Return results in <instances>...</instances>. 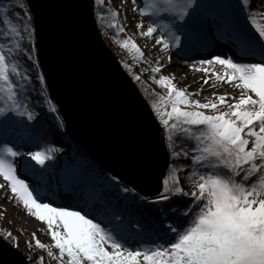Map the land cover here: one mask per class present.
Instances as JSON below:
<instances>
[{
  "label": "snow or ice",
  "instance_id": "1",
  "mask_svg": "<svg viewBox=\"0 0 264 264\" xmlns=\"http://www.w3.org/2000/svg\"><path fill=\"white\" fill-rule=\"evenodd\" d=\"M104 4L105 0H95V5ZM141 4L145 6L132 0L133 11L162 21L141 35L152 38L158 27L162 29L165 35L156 38L155 44L165 55L172 46H181L182 36L185 41L245 47L255 40L260 48L259 62L216 56L200 61L202 67L196 68L205 74L204 85L226 83L239 90V97L214 95L202 103L191 99L195 94L178 88L173 78L162 75L157 79L156 74L162 72L159 64L150 68L153 81L167 90V96L160 98L163 108L151 105L168 155L155 196L140 195L116 176L105 177L102 191L94 189L95 169L84 159L60 177L62 183L80 185L91 193L82 210L41 202L17 172L16 158L23 153L15 145L9 146L6 128L0 136V178L6 183L0 184V189L47 226L58 255L33 233L35 247L46 249L58 264H264V11L259 10L264 4L256 8L251 0H141ZM30 7V0H0V125L21 117L24 126L30 127L27 122L36 119L26 87L35 74L41 86L37 94L43 97L42 104L58 132L63 126L60 110L47 96L37 55L38 25ZM106 11L112 17L119 15L111 8ZM237 13L243 17L244 27L235 24ZM103 18L98 14V19ZM112 26L119 32L125 30ZM117 43L141 63H149L133 39ZM241 50L244 55H256L250 49ZM217 65L223 71L216 70L214 81H210L213 73L205 66ZM133 79L139 81L140 76ZM59 151L55 146L30 151L22 162L24 170L43 169ZM181 173L191 191L182 186ZM183 198L190 200L186 207H181ZM162 204L166 207L161 208ZM144 211L176 215L165 236L152 246L130 248L129 233L139 236L137 230L144 227L133 213ZM10 237L11 232L4 233L5 239ZM15 246L19 247L18 240ZM28 247L31 249L32 241ZM30 264H44V258Z\"/></svg>",
  "mask_w": 264,
  "mask_h": 264
},
{
  "label": "water",
  "instance_id": "2",
  "mask_svg": "<svg viewBox=\"0 0 264 264\" xmlns=\"http://www.w3.org/2000/svg\"><path fill=\"white\" fill-rule=\"evenodd\" d=\"M46 90L65 133L103 171L140 195L160 187L168 155L161 126L103 41L94 0H30ZM0 264H29L0 236Z\"/></svg>",
  "mask_w": 264,
  "mask_h": 264
},
{
  "label": "rangeland",
  "instance_id": "3",
  "mask_svg": "<svg viewBox=\"0 0 264 264\" xmlns=\"http://www.w3.org/2000/svg\"><path fill=\"white\" fill-rule=\"evenodd\" d=\"M110 2L111 5L113 6V9L119 13V15L117 16V25L123 26L125 29L123 32H119V41H123L128 38L133 39L137 43V45L142 49L149 63L145 64L144 66L135 57L134 53H131L127 49L122 48L120 44H119V49L117 46V50L119 52H122V55L126 54V58L123 59L121 55H120L121 57H118L119 55L117 56L111 50V48L109 47L110 44L104 38L103 41L110 48V50L116 55L121 66L123 67L125 72L131 77L132 81L137 85L141 94L147 100L150 106L153 104H159L163 108L164 105L160 98L167 96V90L161 88L152 79L150 68L152 66H156L157 64H159L162 67V72L156 74V78L159 79V77L162 75L173 78V82L178 86V88L182 90H186L190 94H195L191 96V99L193 100H200L203 103L206 102L207 99H212L214 95L219 96L224 94H227L230 98L239 97L240 95L239 90L234 89L233 87L227 85L226 83H220L216 85H214L213 83H209L205 88L199 87L200 84H202V82L197 83V80H191V82L189 83V81H187L186 79V75L189 74V76L193 77L198 74L199 76L205 78V74L201 71H196V68L202 67L199 63L200 61L187 62L188 60L187 58L183 62L181 60L176 59V56H174V54L178 53L180 49L183 50L189 47V44L184 42V37L183 36L181 37V41L184 42L183 49L181 48V46L179 48L172 46L170 51L167 53V55H165V53L161 50V46L155 44L156 38H159L161 35H165L162 29L158 27L157 32L154 33V36L152 38L144 37L141 35V32L146 31L149 26L158 25L162 23V21H160L158 17L140 16L139 11L136 12L133 11L132 0H110ZM137 4L141 7L145 6L141 4V0H137ZM259 4H264V0H255L254 3L252 4V7L256 8L257 5ZM259 10L264 11V8H260ZM240 18L243 20V23L245 24L243 17L240 16ZM138 23H142L143 27L141 29H138L136 27ZM243 50L248 51L249 49L243 48ZM251 51H254L256 53V55H253V58H255L256 56H258L260 52V48ZM236 53L239 56V54L243 53V51L240 49L237 50ZM224 58H230V57H224ZM239 62H247V61H239ZM253 62H259V61L255 60ZM131 64H136L135 73H137V75L140 76L141 79L139 81L133 79V77L136 76L134 74V70L128 67L125 68V65H131ZM205 67H208L210 73H213V75H210L208 77L210 81H214L215 79L214 72L216 70H219L221 72L223 71V69L218 65L205 66ZM146 68H148L149 71H145ZM215 86H218V88H215ZM230 102H234V101L230 100ZM167 110H171L170 104L167 106ZM15 123L16 122L13 120L12 122H9L7 125H0V136L4 135L5 128L7 129V133L12 132V134H14L13 130H11V127L15 125ZM61 134L62 133H55L53 135L56 136L55 141L57 142L53 146L60 149V151L55 154V158L57 159L61 157L60 156L61 152L67 151L71 147V145L76 146V144L71 141V139L67 136L66 133L64 134V137L67 140L64 139V141H62L60 139ZM11 138L12 141L8 139L10 141L9 146L15 145L14 143H17L18 145L20 144L19 142H14V140H19L20 138L18 137L16 138L14 135H12ZM16 147L23 153L22 155L16 158L17 172L19 175H21V178L25 179L30 184V186L35 190V192L39 195L41 202H47L53 206L63 207L67 209L80 210L78 208L79 206L70 205L71 196H69V194H75V193L82 194V192L76 190L73 193L75 189L74 186L71 184H64L60 180L59 181L56 180L58 181L56 182L55 179H57V176H55L53 181L51 179L48 181V183H46L47 182L46 175L44 177L41 175L42 171L39 166H36V169L33 170L31 173L29 171H25L22 162L28 159V153L30 151H33V149L30 148V146H26L25 148L18 146ZM5 183L6 182L2 178H0V184H5ZM98 191H101V188H99ZM61 193H65V194H61ZM82 196H86V195L82 194ZM57 200L63 201L65 202V204H58L56 203ZM5 232H11L12 237L5 239L4 238ZM33 233H35L36 238H38L42 243L48 245L52 249L54 256L58 255V250L54 248V242L51 240V236L47 230V226L37 221L34 217L29 216L17 201H14L7 192L0 189V236L10 246L17 249L26 259L29 260L31 258H34L35 255H37L38 253L44 254L47 252L46 249H41V251L38 252L39 248L35 247ZM17 240L19 243V247L15 246ZM29 241H32L31 249L28 247ZM45 256L48 255L46 254ZM54 260L57 261L56 259Z\"/></svg>",
  "mask_w": 264,
  "mask_h": 264
},
{
  "label": "trees",
  "instance_id": "4",
  "mask_svg": "<svg viewBox=\"0 0 264 264\" xmlns=\"http://www.w3.org/2000/svg\"><path fill=\"white\" fill-rule=\"evenodd\" d=\"M3 2L8 3V0H3ZM108 8L113 9V6L111 5V2L106 0L103 6L95 5V17L97 20V25L102 38H104L110 44L109 47L111 48V50L117 56L119 55L118 57L122 56V58L125 59L126 54L122 55V52H119L117 50V46L119 49V43H117V41H119L118 28L112 26L113 24H117V17H112L111 13L106 11V9ZM98 14L100 16H103L104 18L102 20L98 19ZM141 64L145 66L144 63ZM135 65L136 64H131V65H127V67L134 70V74L138 76L137 73H135L136 71ZM26 87L28 88L27 94L29 95V103L33 106L36 112V119L34 121L27 122V124L30 125V127H25L24 126L25 119L21 117H15L14 121L16 123L11 127V130H13L14 134H12V132H8L6 138L12 141L11 137L12 135H14L16 138L17 137L20 138L19 140H14V142L20 143L19 145L17 143H14L16 146L24 147V148L26 146H30V148H32L33 150H43L44 148L53 146L55 143H57L55 141L56 136H53L55 133H62L60 139L62 141H64V139L67 140L64 137L65 129L63 125V119L60 113L59 115L62 120L63 126L58 132H56L52 116L47 112L46 105L42 104L43 97L37 94L36 89H39L41 86L36 82L35 74H32L31 76L30 87L27 85ZM47 96L48 98H50L48 92H47ZM60 156L61 157L59 159L54 158L53 160L46 162L45 167L41 169L43 173L42 176L44 177L46 175L47 178L46 183H48V181L51 179L53 181L55 176H57V179H55V181L56 180L59 181L62 175H64L67 172L73 171L79 165V163L84 159H87L95 169L97 179L93 185L94 189L95 187L97 190L101 188L102 191L104 185L107 183L105 177H111V175H109L108 173L103 171L100 167H98L78 145L76 146L71 145V147L67 151L61 152ZM185 163H187V161H185ZM184 180H185L184 173H181L182 186L185 187V190L191 191V187L185 184ZM71 185H75V184H71ZM76 186L78 187L77 190L82 192L83 195L91 196V193L88 190L84 189L80 185H76ZM82 194H77L79 196L77 197V199L80 202L77 203V205L81 207L86 203H88L91 199V197L88 198V196L84 198ZM183 199L185 200V203L182 204L181 207H186L187 203L190 202V200L189 198H183ZM97 207H99L98 204L94 205L92 211L95 212ZM147 207L152 208L154 206L148 205ZM160 207L165 208L166 204H162L160 205ZM133 215L136 218L140 219V222L144 225V227L142 229L137 230L140 233L139 236H137L135 233H129V236L131 238L128 240V246L130 248H136L141 245L152 246L154 242L160 240L162 237L165 236V233L167 231V226L169 223L172 222L173 217H175L176 214L171 212L156 213V212L144 211V212H135L133 213ZM90 218H94V217H90ZM38 250H39L38 252L41 251V249ZM46 254L47 252L44 254L38 253L37 255H35L34 258L29 259V264L30 262L37 261L39 257L44 258V264H58V261H55L52 258L50 259L48 256H45Z\"/></svg>",
  "mask_w": 264,
  "mask_h": 264
},
{
  "label": "bare ground",
  "instance_id": "5",
  "mask_svg": "<svg viewBox=\"0 0 264 264\" xmlns=\"http://www.w3.org/2000/svg\"><path fill=\"white\" fill-rule=\"evenodd\" d=\"M254 1L255 0H251V3L253 4ZM240 16L241 15L236 14L235 24L238 27H244L245 24L243 23V20L240 18ZM166 37L168 39H171L170 36H166ZM184 42L189 44V47L187 49H183ZM184 42L181 43V48L187 53H185L183 50L180 49V51H178V53L174 54V56H176V59L181 60L183 62L187 58H188L187 62H198V61H202V60L212 59V58H214L216 56H220L221 58L230 57L236 62H239L240 60L246 61V60L241 59L237 55V53H236L237 50H240L242 48L250 49V50L259 49V45H258V43L255 40H252L250 42V44L248 45V47H245V46H233L231 44H209V43H204V42H199V41H185L184 40ZM252 60L260 61V58H258L256 56L255 58H252ZM183 72H185V71H183ZM186 79H187V81H189V83L191 82V80H197V83H201V82H203L204 77L199 76L198 74L193 76V77H191L188 74V75H186ZM207 85H204L202 83V84H200L199 87L205 88ZM215 88H218V86H215ZM73 186L75 188L74 191H73V193H74L77 190L78 187L76 185H73ZM61 194H65V193H61ZM69 196H71L70 205H77V203H80L79 200L77 199V197H79L77 195V193L69 194ZM85 197H87V196H84V198ZM90 197L91 196H88V198H90ZM56 203L65 204V202L60 201V200H57ZM77 206H79V205H77ZM78 208L80 210H82L81 206H79Z\"/></svg>",
  "mask_w": 264,
  "mask_h": 264
}]
</instances>
